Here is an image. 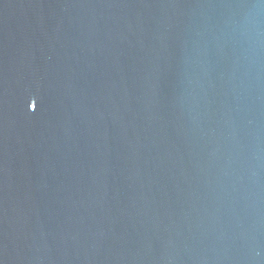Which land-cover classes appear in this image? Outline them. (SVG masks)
Here are the masks:
<instances>
[{
    "label": "water",
    "instance_id": "1",
    "mask_svg": "<svg viewBox=\"0 0 264 264\" xmlns=\"http://www.w3.org/2000/svg\"><path fill=\"white\" fill-rule=\"evenodd\" d=\"M0 264H264V0H0Z\"/></svg>",
    "mask_w": 264,
    "mask_h": 264
}]
</instances>
